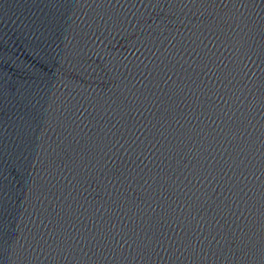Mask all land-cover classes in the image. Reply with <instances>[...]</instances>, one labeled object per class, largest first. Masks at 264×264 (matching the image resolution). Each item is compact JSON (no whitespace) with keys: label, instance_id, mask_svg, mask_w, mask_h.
<instances>
[{"label":"water","instance_id":"water-1","mask_svg":"<svg viewBox=\"0 0 264 264\" xmlns=\"http://www.w3.org/2000/svg\"><path fill=\"white\" fill-rule=\"evenodd\" d=\"M0 264H264V0H0Z\"/></svg>","mask_w":264,"mask_h":264}]
</instances>
